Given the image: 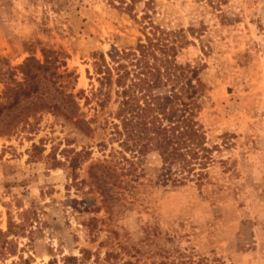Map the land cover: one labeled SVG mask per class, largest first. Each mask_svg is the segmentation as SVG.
I'll list each match as a JSON object with an SVG mask.
<instances>
[{
	"label": "rangeland",
	"instance_id": "374dc122",
	"mask_svg": "<svg viewBox=\"0 0 264 264\" xmlns=\"http://www.w3.org/2000/svg\"><path fill=\"white\" fill-rule=\"evenodd\" d=\"M145 0H0V264H264V0H154L188 34L211 160L119 145L113 87ZM174 103L163 78L152 81Z\"/></svg>",
	"mask_w": 264,
	"mask_h": 264
},
{
	"label": "trees",
	"instance_id": "16d2710c",
	"mask_svg": "<svg viewBox=\"0 0 264 264\" xmlns=\"http://www.w3.org/2000/svg\"><path fill=\"white\" fill-rule=\"evenodd\" d=\"M144 3L142 35L133 48L112 57V64L100 53L96 80L100 87L114 88L117 122L113 129L122 149L139 158L154 142L160 147L161 161L175 169L174 179L181 182L211 160L198 116L199 98L206 87L199 75L203 64L181 58L187 44L193 43L188 34L199 37L201 28L164 25L155 15L154 0ZM156 78L169 84L174 97L171 106H166L165 96L154 90L152 81Z\"/></svg>",
	"mask_w": 264,
	"mask_h": 264
}]
</instances>
